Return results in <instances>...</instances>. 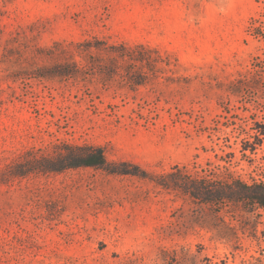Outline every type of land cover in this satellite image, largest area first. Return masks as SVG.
I'll use <instances>...</instances> for the list:
<instances>
[{
	"label": "rangeland",
	"instance_id": "1",
	"mask_svg": "<svg viewBox=\"0 0 264 264\" xmlns=\"http://www.w3.org/2000/svg\"><path fill=\"white\" fill-rule=\"evenodd\" d=\"M262 10L0 0V264H264V207L151 180L264 182ZM81 147L128 173L61 168Z\"/></svg>",
	"mask_w": 264,
	"mask_h": 264
},
{
	"label": "trees",
	"instance_id": "2",
	"mask_svg": "<svg viewBox=\"0 0 264 264\" xmlns=\"http://www.w3.org/2000/svg\"><path fill=\"white\" fill-rule=\"evenodd\" d=\"M263 4L264 0H256ZM250 34L264 42V10L260 11L257 18H253L248 27ZM264 56V54H263ZM254 71L264 70V59L255 57L253 63ZM248 87V76L238 79L233 86ZM258 135H264V129ZM260 142V141H259ZM255 143L250 150H254ZM68 150L66 159L61 168L72 167H104L109 173L127 174L128 171L111 169L106 165L104 154L99 148L81 147ZM56 169L52 167L51 170ZM146 176V175H144ZM202 178V179H201ZM169 181H167V180ZM155 183L162 187L179 188L190 197L201 199L206 202H241L243 205L254 207H264V182H254L248 184L233 178H214V177H194L178 176L171 172L164 176H159ZM159 180V181H157ZM166 180V183L164 181ZM168 182V183H167Z\"/></svg>",
	"mask_w": 264,
	"mask_h": 264
}]
</instances>
